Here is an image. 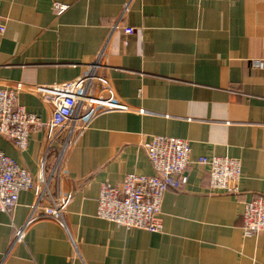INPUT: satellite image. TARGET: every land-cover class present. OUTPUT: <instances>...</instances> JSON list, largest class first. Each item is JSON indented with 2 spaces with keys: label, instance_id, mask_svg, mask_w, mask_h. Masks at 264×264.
<instances>
[{
  "label": "crops",
  "instance_id": "crops-1",
  "mask_svg": "<svg viewBox=\"0 0 264 264\" xmlns=\"http://www.w3.org/2000/svg\"><path fill=\"white\" fill-rule=\"evenodd\" d=\"M0 13V85L56 84L97 63L91 92L107 98L109 86L129 106L102 105L63 153L48 187L72 194L62 221H35L13 243L36 191L0 211V264H264V231L243 227L245 202L264 196V0H0ZM117 20L136 31L116 30ZM19 100L47 116L39 95ZM154 135L189 139L194 159L238 157V191L211 189L208 166L194 162L163 193L158 231L98 217L104 183L155 173L146 147ZM63 142L49 152L47 174ZM0 148L38 179L41 130L21 153L1 137Z\"/></svg>",
  "mask_w": 264,
  "mask_h": 264
},
{
  "label": "built area",
  "instance_id": "built-area-1",
  "mask_svg": "<svg viewBox=\"0 0 264 264\" xmlns=\"http://www.w3.org/2000/svg\"><path fill=\"white\" fill-rule=\"evenodd\" d=\"M61 5L59 9H64ZM114 28L131 34L136 27L122 25L120 20ZM6 25L0 13V34ZM93 64L81 76L51 85H25L11 82L0 85V132L12 139L24 151L29 146L30 136L34 131H42V146L45 154L41 160V173L38 179L24 166L18 164L0 148V211H11L18 202L21 191L34 189L36 199L31 206L25 225L18 228L13 243L24 237L26 228L33 222L56 218L62 221L71 193L52 195L49 183L56 173L61 175L62 155L74 142L76 136L89 121L100 111L99 106L127 109V104L112 100L111 87L108 97L103 91L91 92L93 81L99 77ZM31 92L39 95L47 107V116L29 111L20 103L21 93ZM63 138L61 156L47 174L45 161L56 143ZM147 152L155 173L152 175L127 173L120 184L104 183L98 196L96 215L102 219L117 223L127 229L138 228L158 231L161 227L158 214L161 210L163 193L168 188H178L185 180L186 169L194 162L208 166L209 187L215 190L237 192L242 177V163L238 157L229 155L192 157V143L189 139L154 135L146 144ZM49 195L50 204L44 205L43 199ZM243 227L247 233L264 231V196L246 201L243 208Z\"/></svg>",
  "mask_w": 264,
  "mask_h": 264
},
{
  "label": "water",
  "instance_id": "water-1",
  "mask_svg": "<svg viewBox=\"0 0 264 264\" xmlns=\"http://www.w3.org/2000/svg\"><path fill=\"white\" fill-rule=\"evenodd\" d=\"M0 137L3 138L4 140L8 141L18 152L21 153V149L16 145V143L12 139H10L6 135H4L2 132H0Z\"/></svg>",
  "mask_w": 264,
  "mask_h": 264
},
{
  "label": "rangeland",
  "instance_id": "rangeland-1",
  "mask_svg": "<svg viewBox=\"0 0 264 264\" xmlns=\"http://www.w3.org/2000/svg\"><path fill=\"white\" fill-rule=\"evenodd\" d=\"M103 107H104V106H99L98 109L100 110V109H102Z\"/></svg>",
  "mask_w": 264,
  "mask_h": 264
}]
</instances>
